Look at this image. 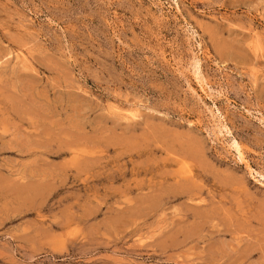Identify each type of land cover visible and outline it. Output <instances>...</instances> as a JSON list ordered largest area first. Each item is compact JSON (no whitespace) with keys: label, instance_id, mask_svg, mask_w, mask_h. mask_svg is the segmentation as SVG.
Returning <instances> with one entry per match:
<instances>
[{"label":"rangeland","instance_id":"374dc122","mask_svg":"<svg viewBox=\"0 0 264 264\" xmlns=\"http://www.w3.org/2000/svg\"><path fill=\"white\" fill-rule=\"evenodd\" d=\"M0 264H264V0H0Z\"/></svg>","mask_w":264,"mask_h":264},{"label":"bare ground","instance_id":"6f19581e","mask_svg":"<svg viewBox=\"0 0 264 264\" xmlns=\"http://www.w3.org/2000/svg\"><path fill=\"white\" fill-rule=\"evenodd\" d=\"M235 143H236V142H235ZM236 145H237V150H238L237 152H239V154H240V155H242V152H241V149H240V146H239V144H238V143H236ZM192 153H193V151H192ZM240 155H239V156H240Z\"/></svg>","mask_w":264,"mask_h":264}]
</instances>
